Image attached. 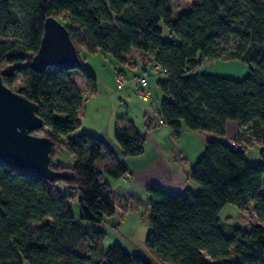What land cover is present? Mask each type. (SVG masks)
I'll use <instances>...</instances> for the list:
<instances>
[{
	"label": "trees",
	"instance_id": "trees-1",
	"mask_svg": "<svg viewBox=\"0 0 264 264\" xmlns=\"http://www.w3.org/2000/svg\"><path fill=\"white\" fill-rule=\"evenodd\" d=\"M64 12L76 47L108 52L124 63V55L138 48L163 67L159 116L176 137L183 126L224 136L228 121L237 120L263 138L260 163H252L238 143L208 139L190 168L198 191L148 186L145 243L152 254L175 264H264V0H193L179 14L172 0H0V63H8L3 80L21 84L18 91L39 104L54 145L75 156L73 165L51 162L65 173L56 180L0 161V264H150L139 251L118 243L106 247V232L95 226L117 209L106 177L120 178L128 167L97 135L73 134L82 125L85 91L69 71L78 69L94 91L93 69L83 62L43 70L30 65L46 18ZM161 23L174 38L162 36ZM231 40L236 43L228 49ZM204 58H240L250 72L241 79L204 72ZM114 137L124 155L144 151L146 134L130 118L118 117ZM60 182L71 191L63 192ZM76 193L79 216L69 202ZM251 202L258 222L223 223L226 204Z\"/></svg>",
	"mask_w": 264,
	"mask_h": 264
},
{
	"label": "rangeland",
	"instance_id": "rangeland-1",
	"mask_svg": "<svg viewBox=\"0 0 264 264\" xmlns=\"http://www.w3.org/2000/svg\"><path fill=\"white\" fill-rule=\"evenodd\" d=\"M193 0H172V6L175 14H179L187 10ZM65 25H71V19L69 15L64 12L57 17ZM163 27L162 36L166 39L174 38L170 30L161 23ZM76 28V27H75ZM10 35H13L11 33ZM236 40V39H235ZM231 40L228 44H225L226 48L230 49L235 46L236 41ZM85 46V45H84ZM80 58L83 63L91 67L96 75L97 83L96 90L92 91L88 88L87 82L81 72L78 69H72L69 71V75L75 79L79 87L84 90V105L79 110L80 119L82 125L73 134H81L83 132L93 135H99L100 131L107 129L114 134V126L118 117H129L135 120L136 123H141L144 120L145 112H153L155 119L159 117L160 103L163 98V92L161 91L158 82L165 78L164 73L160 69L155 67V61L149 54L143 52L138 48H131L129 53L124 56L127 58L128 63L119 62L111 53L99 51L97 53H90L86 48H83L82 44L77 46ZM138 65V66H136ZM8 66L7 62L0 63V74ZM204 72L215 73L223 76L233 77L241 79L245 77L249 72V64L240 58H219V59H207L204 58L202 64L199 66ZM147 75L149 80V88L151 90V99L144 100L141 95V91L137 89L136 81L132 78L133 75L139 76ZM124 76L125 84L122 88L118 87V76ZM21 87L19 82H15L12 88L18 90ZM158 120V119H157ZM189 129V128H188ZM190 132L193 131L189 129ZM240 128L238 129V131ZM51 128L44 125L42 128L34 130L33 133L37 135H47L51 132ZM194 132V131H193ZM204 134L203 138L195 137L193 133H189L186 140L197 147L198 144L203 143L202 154L206 149V135L210 134L209 139L221 138L224 141L232 144H240L247 149L248 159L252 163L262 162L260 155V148L263 145V138L255 134L252 130H246L242 134L236 135L231 140L223 138V136L216 135L208 131H199ZM162 144L171 146L174 148L176 140L178 138L172 136L171 129L168 125L162 124L160 129L156 132ZM251 137V141L249 140ZM54 141V140H53ZM175 153H179L175 148ZM187 158H183L182 162L185 165H189V159L194 157L190 151L186 153ZM184 157V156H183ZM201 157V156H199ZM194 158L196 161L198 158ZM51 162L64 165H73L75 163V156L61 144L53 145L51 152ZM190 166V165H189ZM108 180H114L113 177L107 176ZM129 176L123 177L127 180ZM120 183L124 188H129L130 183L120 179ZM63 192H70L69 186L60 182L58 184ZM195 191H198L200 185L196 183ZM264 191V188L262 189ZM124 197V196H123ZM70 204L72 210L76 216L80 214V205L78 202V194H75V198L71 199ZM117 210L114 215L118 219L119 226H115L114 222H109L107 229L110 232L117 231L125 236L124 241L131 242L129 245L133 246V249H138L140 253L150 262V264H175L173 262H166L155 257L151 250L145 243V239L150 231L148 224L150 216V206L148 204V198L146 196L139 197H126L122 198L116 196ZM220 218L223 223L227 225H249L253 222H258V217L255 213L254 203L251 202L245 207H239L235 204L228 203L224 206L220 213Z\"/></svg>",
	"mask_w": 264,
	"mask_h": 264
},
{
	"label": "water",
	"instance_id": "water-1",
	"mask_svg": "<svg viewBox=\"0 0 264 264\" xmlns=\"http://www.w3.org/2000/svg\"><path fill=\"white\" fill-rule=\"evenodd\" d=\"M81 64L67 26L56 16H48L31 67L36 70L49 66L78 68ZM38 111L36 101L8 86L0 74V161L56 180L65 173L51 166L54 141L47 135L33 133L45 125Z\"/></svg>",
	"mask_w": 264,
	"mask_h": 264
},
{
	"label": "crops",
	"instance_id": "crops-1",
	"mask_svg": "<svg viewBox=\"0 0 264 264\" xmlns=\"http://www.w3.org/2000/svg\"><path fill=\"white\" fill-rule=\"evenodd\" d=\"M155 64L157 63L155 62ZM157 119L159 120V117L155 119V114L149 111L145 112L144 120H141V123H136L134 120L137 128L146 134L144 151L138 155H124L121 146L114 137V134L112 135V133L107 129H103L100 131L99 135L97 134L98 137H100L110 148L114 150L120 161L125 163L128 167L126 175L129 176V178L127 180L123 179L126 175L120 178H114L112 181L106 178V180L112 185L116 196H122V198H141L142 196H146L148 198V186L151 185L157 186L169 192H182L187 187L195 191L197 186L196 182L189 176L190 168L195 162L194 158L201 156L203 152L202 149L204 147L203 143H200V145L198 144L197 147H193V145L189 143L186 138L189 136V133H193L197 138H203L204 136L202 135L204 134H201L199 130H193L194 132H190L186 126H183L180 136L176 139L173 138V140H176V142H174V144H176L174 148L179 151V153H175L174 148L162 144L161 139L157 136L156 132L160 129L161 125H167L166 123H160ZM239 128L240 126L237 120H229L227 123L226 134L223 138L231 140L238 135ZM171 133L174 137L175 135L173 134L172 129ZM209 138L210 134L209 137L206 135L205 140L207 141ZM188 151H190L194 156L189 159L190 166L185 165L182 162L183 158L188 157L186 154ZM120 179L125 182H129V188H124L120 183ZM112 221L118 228L119 223L115 216L108 218L102 224L95 225L96 228L106 232V236L104 238L105 246L110 247L111 245L118 243L128 250L136 252L138 249H133L134 247L129 245L131 243L130 241L126 243L124 241L125 236L121 234L119 230H113V232H110V230L107 229V225H109V222L111 223Z\"/></svg>",
	"mask_w": 264,
	"mask_h": 264
},
{
	"label": "built area",
	"instance_id": "built-area-1",
	"mask_svg": "<svg viewBox=\"0 0 264 264\" xmlns=\"http://www.w3.org/2000/svg\"><path fill=\"white\" fill-rule=\"evenodd\" d=\"M155 67L157 69H160L162 73H164V69L161 65L159 64H155ZM119 83H118V87L119 88H122L125 84V78L124 76H118L117 77ZM133 79L134 81H136V86H137V89H139L141 91V95L143 96V99L144 100H150L151 99V90L149 88V80H148V77L147 75L145 74H142V75H139V76H133ZM160 123H165L164 119L162 117L159 116V120H158ZM240 130L241 131H246V128L244 127H240Z\"/></svg>",
	"mask_w": 264,
	"mask_h": 264
}]
</instances>
